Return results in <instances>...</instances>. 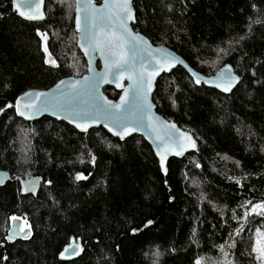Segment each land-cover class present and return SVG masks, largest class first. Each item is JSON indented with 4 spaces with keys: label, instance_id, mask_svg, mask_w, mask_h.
I'll list each match as a JSON object with an SVG mask.
<instances>
[{
    "label": "trees",
    "instance_id": "obj_1",
    "mask_svg": "<svg viewBox=\"0 0 264 264\" xmlns=\"http://www.w3.org/2000/svg\"><path fill=\"white\" fill-rule=\"evenodd\" d=\"M11 2L0 0V169L11 176L0 188V264L245 263L264 224V212L248 207L264 203V0H133L132 27L152 44L203 75L230 64L240 77L229 95L196 87L180 67L157 81L156 111L198 143L197 153L168 161L166 176L139 136L121 142L102 128L81 134L16 116L20 94L79 77L87 65L74 0H45L42 23L13 16ZM30 177L42 179L40 190L21 196L17 179ZM14 217L32 237L9 244ZM76 240L83 255L59 261Z\"/></svg>",
    "mask_w": 264,
    "mask_h": 264
},
{
    "label": "water",
    "instance_id": "obj_2",
    "mask_svg": "<svg viewBox=\"0 0 264 264\" xmlns=\"http://www.w3.org/2000/svg\"><path fill=\"white\" fill-rule=\"evenodd\" d=\"M74 4V31L86 72L62 78L46 90L23 92L14 102L16 116L28 123L48 117L81 134L102 128L121 142L139 136L166 176L168 161L197 153L198 143L191 133L156 111L153 94L157 81L180 67L196 87L229 95L240 77L230 64L213 75H203L174 51L152 44L132 27L136 23L133 0H74ZM11 5L12 15L24 21L42 23L46 19L45 0H12ZM46 63L52 66L53 58L49 56ZM104 88L119 92L118 98H108ZM10 179V174L0 169V188ZM17 181L21 196L36 197L42 184L39 177ZM31 237L32 229L22 219L10 220L7 243ZM83 253L81 240L71 241L61 249L58 259L71 262Z\"/></svg>",
    "mask_w": 264,
    "mask_h": 264
},
{
    "label": "rangeland",
    "instance_id": "obj_3",
    "mask_svg": "<svg viewBox=\"0 0 264 264\" xmlns=\"http://www.w3.org/2000/svg\"><path fill=\"white\" fill-rule=\"evenodd\" d=\"M96 2H98V0H96ZM248 207L250 209L249 213L251 214L253 212L255 215H260L261 212H264V203H255L249 205ZM255 233V244L246 253L245 263L243 264H264V224H259ZM228 262L231 264H239L234 260H230V258L226 256L219 258H200L195 264H227Z\"/></svg>",
    "mask_w": 264,
    "mask_h": 264
}]
</instances>
